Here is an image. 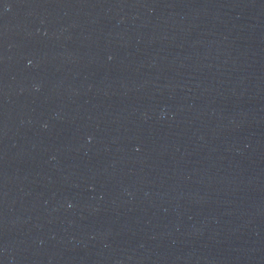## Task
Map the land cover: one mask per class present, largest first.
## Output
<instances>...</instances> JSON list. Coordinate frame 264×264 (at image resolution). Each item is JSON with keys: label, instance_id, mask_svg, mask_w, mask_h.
Instances as JSON below:
<instances>
[{"label": "water", "instance_id": "obj_1", "mask_svg": "<svg viewBox=\"0 0 264 264\" xmlns=\"http://www.w3.org/2000/svg\"><path fill=\"white\" fill-rule=\"evenodd\" d=\"M0 264H264V0H0Z\"/></svg>", "mask_w": 264, "mask_h": 264}]
</instances>
